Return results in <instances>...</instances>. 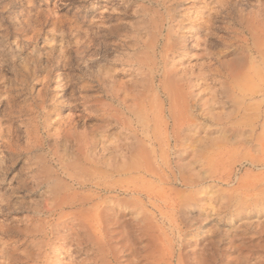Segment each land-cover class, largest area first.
Returning a JSON list of instances; mask_svg holds the SVG:
<instances>
[{
	"label": "rangeland",
	"instance_id": "374dc122",
	"mask_svg": "<svg viewBox=\"0 0 264 264\" xmlns=\"http://www.w3.org/2000/svg\"><path fill=\"white\" fill-rule=\"evenodd\" d=\"M255 69L264 0H0V264H264L249 166L199 170V126L179 132L183 101L202 127L264 90ZM140 151L159 176L122 167Z\"/></svg>",
	"mask_w": 264,
	"mask_h": 264
},
{
	"label": "bare ground",
	"instance_id": "6f19581e",
	"mask_svg": "<svg viewBox=\"0 0 264 264\" xmlns=\"http://www.w3.org/2000/svg\"><path fill=\"white\" fill-rule=\"evenodd\" d=\"M223 74L226 79L227 86L230 89H239L241 93H245L242 89V84L247 81L248 76L245 72L240 71V68L232 65L231 63L222 64ZM260 82L264 83V74L255 69L253 71ZM178 90V89H177ZM179 98H182L183 89L179 87ZM250 103L243 105L245 97ZM169 100V98H168ZM242 104V105H241ZM182 107L179 109V132L186 135L189 132L188 126L198 129L200 128V133L196 131L197 139L196 144L202 142V147L199 150H194L191 153L199 157L198 163L200 164L199 170H206L208 172L217 171L223 164L224 160L237 161L242 164L243 162L249 166V173L245 175L244 178H238L239 182H245L247 184L248 195L241 198L236 204V215H240L245 219H260V215L264 213V90L255 89L249 95H244L241 102L234 103V106L229 109V111H219L214 112L212 110H206L204 114L205 119L210 121L207 125L202 126L198 122V115L194 113L186 102H181ZM170 118L174 122H177L175 112L169 108ZM174 112V113H173ZM213 119L218 122L213 124ZM230 124L221 127L220 122ZM210 128V129H209ZM231 132V137L235 139L232 143L234 146L232 148H225L222 144H215L211 140L215 135H221V133ZM210 142V143H208ZM237 144V145H236ZM137 154V155H136ZM132 160L125 162L122 167L128 168L132 171L140 170H151V175L159 176L160 174L156 172V163L154 170L149 165L150 158L148 154L140 151L136 152ZM260 154V155H259ZM238 155H241L237 157ZM184 157V156H183ZM163 158V156H161ZM180 158V151H179ZM185 159V158H184ZM183 160V159H182ZM181 161V160H179ZM184 166L179 165L182 169ZM145 171V172H146ZM144 172V173H145ZM159 174V175H158ZM183 185H187V180L185 176H182ZM223 198V197H222ZM227 201V202H226ZM224 201L228 204L230 199ZM199 199L195 198H185L182 200L183 209L181 211L182 215L185 217L186 209L193 208L200 204ZM197 245H193L196 247Z\"/></svg>",
	"mask_w": 264,
	"mask_h": 264
}]
</instances>
